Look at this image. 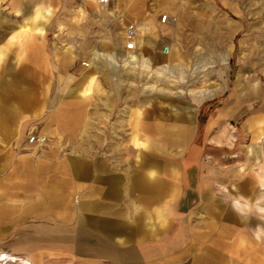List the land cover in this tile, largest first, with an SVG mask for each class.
I'll return each mask as SVG.
<instances>
[{
  "label": "crops",
  "instance_id": "obj_1",
  "mask_svg": "<svg viewBox=\"0 0 264 264\" xmlns=\"http://www.w3.org/2000/svg\"><path fill=\"white\" fill-rule=\"evenodd\" d=\"M198 1L219 15V24L236 29L233 40L255 16L264 30V0ZM112 4L139 19L153 16L148 0ZM24 10L22 4L16 29ZM52 18L42 22L45 30ZM44 34L7 32L0 43V238L19 240L0 243V251L27 255L31 264L58 256H68L70 264H264V205L248 206L236 194L225 206L206 191V179H187L184 163L158 162L142 151L140 165L127 170L117 156L119 142L104 143L125 128L121 117L110 126L96 93L97 66L90 59L89 68L82 65L73 32L58 33L50 44ZM235 50L233 43L231 57ZM107 53L96 50L95 56L112 65ZM117 59L116 68L122 66ZM141 125L135 122L139 131ZM31 130L45 141L29 143ZM154 133L182 146L190 127ZM132 135L139 147L158 146ZM83 136L91 146L80 145Z\"/></svg>",
  "mask_w": 264,
  "mask_h": 264
},
{
  "label": "rangeland",
  "instance_id": "obj_2",
  "mask_svg": "<svg viewBox=\"0 0 264 264\" xmlns=\"http://www.w3.org/2000/svg\"><path fill=\"white\" fill-rule=\"evenodd\" d=\"M43 1L53 13L47 30L44 29V37H50L48 44L54 42L52 37L58 33L71 31L76 34V40L72 41L74 53L80 59H90L92 66L98 68L96 93L100 101L103 99V110L110 114V126L117 122L113 118L121 117L119 123L125 128L119 136L104 137V143L119 142L117 156L123 158L127 170L140 165L142 151L151 160L184 163L187 179H206V191L215 192L225 206L236 194L248 206L264 205V30L257 16L253 23L247 24V29L244 24L241 31L245 34L233 40L230 32L236 29L219 24V15L198 0H148L152 6L148 10L153 16L141 19L113 5L112 0L106 5H100L98 0H56V4L52 0H0V43L5 42L7 32L19 31L21 26L33 31L31 21ZM22 4L27 16L16 29L21 20L17 12ZM163 13L170 15V22H160ZM129 22H135L138 29V47L134 53L150 60L151 71L116 68L104 57L95 56L96 50L111 51L118 57L127 54L124 43L122 50L119 49V42ZM144 37L150 43H143ZM233 43L236 50L231 57ZM164 46L169 47L168 54L162 53ZM162 64L175 69L176 77L183 76L179 87L173 78L157 77L153 73ZM150 84L154 89L147 88ZM180 89L186 92H177ZM189 90L206 94L195 99ZM136 121L142 122L140 131L139 126L135 127ZM181 126L190 127L189 138L182 146L165 142L154 133ZM33 131L27 132V141ZM134 132L141 139L156 140L158 146L146 149L135 145ZM94 141L101 142L96 138ZM91 142L87 136L79 141L84 148L87 144L91 146ZM254 144H259L258 151H254ZM243 192L248 195H242ZM252 195H255L253 201ZM18 241L15 237L0 238V243L5 245ZM43 264L70 263L68 256H58Z\"/></svg>",
  "mask_w": 264,
  "mask_h": 264
},
{
  "label": "bare ground",
  "instance_id": "obj_3",
  "mask_svg": "<svg viewBox=\"0 0 264 264\" xmlns=\"http://www.w3.org/2000/svg\"><path fill=\"white\" fill-rule=\"evenodd\" d=\"M52 15H53V13H52V10L50 9L49 5L44 2V4H42L41 6L38 7V9L36 10V12L34 14V17L32 18L31 27H32L33 31H31V32L43 33L44 32V25H41V24L43 21L47 22ZM19 31L20 32H23V31L28 32L29 30H25V28L23 26H21ZM123 40L125 41L124 35H123ZM142 42L148 44V43H150V39L144 37ZM121 47H123V45ZM106 58H107V60H109L110 63H112L115 66H117L119 64L117 56L114 53H107ZM121 61H122L121 64L123 67H130V68H137L138 67V68H140V70H142L144 72L145 71L146 72L151 71V69H152L151 65H150V60L148 58H146L143 55L139 56L138 54H136L134 52H127V54H125L123 57H121ZM174 70L175 69L170 67V65L162 64L161 66L156 67L152 71H153V73L156 74L157 77H168V79L173 78L174 79V80H172L173 83L175 84L176 87H179L180 85H178V83L184 81V78L182 75L180 78L176 77L173 74ZM147 88L152 90V89H154V86L150 84L147 86ZM155 89H157V88H155ZM177 92L184 93V92H186V90L180 89ZM189 92L192 93L193 95H195V99H201L206 94V92H203L201 90H199V91L189 90ZM258 137L259 136H257V138ZM262 141H264V140H262ZM254 146H255L254 151H256L259 148V144H254ZM0 255H4L5 259H7V258L10 260L12 259L15 262V264H17L16 262L18 259H20L21 262H23L24 264H31L30 261L25 256L14 255V254H11V253H8L5 251H0Z\"/></svg>",
  "mask_w": 264,
  "mask_h": 264
},
{
  "label": "built area",
  "instance_id": "obj_4",
  "mask_svg": "<svg viewBox=\"0 0 264 264\" xmlns=\"http://www.w3.org/2000/svg\"><path fill=\"white\" fill-rule=\"evenodd\" d=\"M109 0H98V3L100 5H106L108 4ZM171 17L168 13H163L160 16V22L162 24H165L167 22H170ZM124 50L126 52H135L137 50L138 47V29H137V25L135 22H129L126 26H125V30H124ZM170 51L168 46H164L162 49V53L163 54H168ZM90 61L88 60H83L82 61V65L84 67H90ZM45 141V137L36 133V132H32L29 134L28 137V142L31 144H39V143H43ZM15 264V262L11 259H5L4 255H0V264ZM17 264H24L23 262H21L20 259L17 260L16 262Z\"/></svg>",
  "mask_w": 264,
  "mask_h": 264
}]
</instances>
